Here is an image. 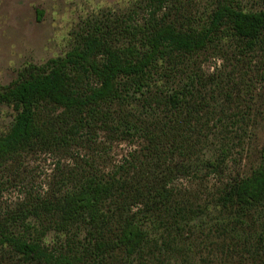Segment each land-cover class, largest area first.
<instances>
[{"label": "rangeland", "instance_id": "374dc122", "mask_svg": "<svg viewBox=\"0 0 264 264\" xmlns=\"http://www.w3.org/2000/svg\"><path fill=\"white\" fill-rule=\"evenodd\" d=\"M229 2L244 11L264 10V0H171L163 14L179 27L200 29L220 4ZM145 4V0H0V94L42 72L97 27L116 26L130 15L141 24ZM176 62L177 75L167 77L170 87L189 84L192 93L190 111L183 110L176 128L180 136L192 130L200 149L197 155L206 154L200 157L208 161L213 153L214 165L196 166L194 151H184L181 143L164 147L156 179H164L172 192L170 211L155 208L147 213L154 219L149 223L150 239L130 264H264V204L241 209L237 203L224 206L222 200L228 183L247 178L262 163L264 40L251 51L226 32L206 49ZM119 107L117 103L109 110L114 113ZM16 114L14 104L0 99V134L9 131ZM98 124L68 144L57 140L23 150L1 168L0 220L22 208L33 211L47 200L61 201L64 192L79 186L90 172L105 179L133 176L134 166L149 154L147 141L110 133ZM219 129L224 133L214 151L207 141L212 140L210 132ZM192 161L193 168L185 170L184 164ZM30 219L40 228L42 246L50 251L61 248L66 232L57 212L41 206ZM10 231L27 236L29 232L18 227ZM109 232L115 238L117 226H110ZM111 254L108 264L126 263L121 250ZM0 264L27 263L10 248L0 247Z\"/></svg>", "mask_w": 264, "mask_h": 264}, {"label": "trees", "instance_id": "16d2710c", "mask_svg": "<svg viewBox=\"0 0 264 264\" xmlns=\"http://www.w3.org/2000/svg\"><path fill=\"white\" fill-rule=\"evenodd\" d=\"M170 1L145 0L141 24L130 15L116 26L97 27L42 72L0 94L17 111L9 131L0 134V169L23 150L57 140L68 144L98 123L110 133L135 135L148 143L149 154L134 166L133 176L105 179L90 172L79 186L66 190L61 201L42 203L45 211L50 208L59 214L66 232L60 249L42 246L40 228L31 224L32 213L41 206L33 211L22 208L0 220V247L10 248L25 263L108 264L111 253L121 250L125 264H130L150 239L149 223L154 219L147 213L155 208L170 211L172 192L164 179H156L164 147L177 148L181 143L184 151H194L196 166L213 167V153L208 161L200 157L206 154L197 155L194 132L184 130L180 136L176 128L190 104V85L172 89L167 77L177 75L176 59L206 49L226 32L254 50L264 40V10L244 11L235 2L220 4L206 25L191 29L177 26L163 14ZM117 103L120 107L112 113L109 109ZM210 133L207 146L215 151L224 131ZM220 147L224 152V144ZM193 165L192 161L183 167L191 170ZM222 200L224 206L237 203L241 209L263 207L264 155L250 176L225 186ZM134 206L139 207L137 212L131 210ZM112 225L117 226L115 238L109 232ZM11 227L29 230L28 236L10 231Z\"/></svg>", "mask_w": 264, "mask_h": 264}]
</instances>
